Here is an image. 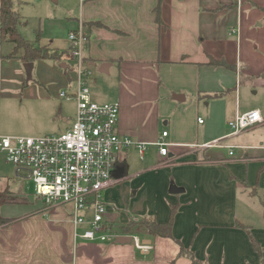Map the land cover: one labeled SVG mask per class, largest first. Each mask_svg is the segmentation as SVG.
<instances>
[{
    "label": "crops",
    "instance_id": "obj_1",
    "mask_svg": "<svg viewBox=\"0 0 264 264\" xmlns=\"http://www.w3.org/2000/svg\"><path fill=\"white\" fill-rule=\"evenodd\" d=\"M158 4V0H86L69 31L70 35L82 25L88 36L85 59L92 73L88 81L110 86V100H103L108 91H95L90 85L94 101L119 103L120 134L136 144H149L143 153L136 145L119 153L116 171L125 168L124 177L108 192L114 188L124 195L125 185L132 183L133 197L125 208L117 207L111 193L104 198L105 224L116 240L76 238L73 212L62 214L61 206L45 207L41 202L32 207L39 213L48 210L46 220L34 217L35 211L18 212L23 201H8L0 206V218L13 223L0 226V264H191L179 257L177 240L207 264L264 260V138L233 144L239 135L228 136L229 122L237 113L257 109L264 119V109L241 98L249 82L254 94L264 93V0H162L161 24ZM14 8L19 11L15 3ZM23 20L22 16L19 31ZM51 40L41 47L60 55V61H36L29 81L19 59L23 50L9 58L15 45L1 39L14 46L0 55V102L4 97L38 102L44 118L57 124L43 133L67 128L71 121L66 101H73L77 112L74 100L59 97L60 91H73L71 44L61 49L53 47L55 40L68 39ZM164 132L170 144L165 157L153 145ZM214 141L222 142L201 147ZM225 146L249 149L230 156ZM15 173L24 178L17 169ZM173 185L182 191L171 194ZM10 194L9 188L0 190L4 199ZM173 208L174 239L124 232L130 222L144 218L167 223ZM120 237H130L131 242L117 243ZM134 237L152 250H138ZM254 242L262 249L261 256Z\"/></svg>",
    "mask_w": 264,
    "mask_h": 264
},
{
    "label": "built area",
    "instance_id": "obj_2",
    "mask_svg": "<svg viewBox=\"0 0 264 264\" xmlns=\"http://www.w3.org/2000/svg\"><path fill=\"white\" fill-rule=\"evenodd\" d=\"M85 2L86 0H81ZM70 55L75 73L72 93L62 92L67 100L77 105L73 127L61 134L40 137L0 135V160L14 165L19 173L26 172L27 179L35 185L36 195L46 206L71 205L75 237L95 242L116 240V235L105 224L108 204L104 191L118 183L114 177L119 153L133 145L143 153L149 144L134 143L131 138L120 134L119 103L100 104L94 101L88 79L91 71L85 59L89 39L80 25L69 35ZM260 110L237 113L229 122V137L240 135L262 125ZM203 123V120H200ZM163 137L153 145L159 148L161 156L168 155L170 146ZM222 141L201 145L202 148L220 146ZM230 156L244 146H225ZM91 214V217H88ZM87 225L82 232L77 229ZM136 248L149 252L152 246L133 238Z\"/></svg>",
    "mask_w": 264,
    "mask_h": 264
},
{
    "label": "rangeland",
    "instance_id": "obj_3",
    "mask_svg": "<svg viewBox=\"0 0 264 264\" xmlns=\"http://www.w3.org/2000/svg\"><path fill=\"white\" fill-rule=\"evenodd\" d=\"M14 3L24 18L20 25V32L26 40L41 47L51 44V39L57 36H62L68 40H62V42L55 40L53 47L59 46L63 49L67 44H70L69 31L73 27L75 20L78 19V16L75 15H77L78 10H80V7L82 6V2L80 0H58V3H54V0H14ZM13 46L14 45L11 42L5 43L1 41L0 38V55L7 54L8 50L13 49ZM34 79L36 84H41L37 81L36 77ZM88 83L89 87L91 85V88L95 91L101 89L107 92L110 88V86L102 83L100 80L95 82L91 79ZM245 86V89H242L241 91L242 100L247 99L251 103V107H255V105L258 104L260 108L264 109V93L260 92L258 94H254L256 89L253 87V83L251 82L247 83ZM64 91L68 93L71 92L69 89ZM62 92L60 91L59 94L60 99L66 100L61 96ZM111 94V91H108L102 96V99H109ZM104 102L105 101H100L99 103L104 104ZM37 103L38 102L35 101L29 102L18 97L17 99H9L7 97L2 98L0 102V135L40 137L45 135L61 134L73 127L76 119V108L73 101H66L65 103V110H67L66 115L70 117L71 121L68 123L67 128L50 133H43L42 131L57 128V124L53 123L48 116H45L44 118V112L39 110ZM62 122L59 123V125L62 126L64 122L67 121L65 120ZM229 130L231 132V128ZM262 138H264V126L244 132L238 137H234L232 143L242 144L246 143L248 140H256L259 142ZM134 158L137 160L140 159L138 155ZM15 172L16 167L14 165L8 164L4 159L0 160V190H6L9 188L11 193V196H8L3 204H6L8 201H10V204L13 203V201H23V204L20 209H18V212L23 213L22 211H24V213H29L31 211H35L32 207H36V205L41 204V202L44 204L43 199L36 195L35 185L27 179L26 172H22V176L24 178H16ZM132 187V183H127L124 187V195L123 191L118 192L114 188H111V191L109 192L107 189L104 191L103 195L105 199L108 198L110 193L115 195L117 207L125 205V208L130 206L129 204L131 200L129 199V196H132ZM128 192H130V194H128ZM15 193L17 195L23 194L26 197L23 200H19V196ZM29 196L31 197L28 199ZM122 199L123 202L120 203L119 201H122ZM45 207L47 206L45 205ZM59 209L62 214L71 215V205L61 206ZM48 212L49 211L47 210L40 213L35 211L33 213L36 214L34 217L41 216V218L48 220V216L44 215V213Z\"/></svg>",
    "mask_w": 264,
    "mask_h": 264
},
{
    "label": "trees",
    "instance_id": "obj_4",
    "mask_svg": "<svg viewBox=\"0 0 264 264\" xmlns=\"http://www.w3.org/2000/svg\"><path fill=\"white\" fill-rule=\"evenodd\" d=\"M158 7L156 8L157 12V22L161 24V3L162 0H158ZM0 38L8 39L12 43H14L15 48L13 53L9 58L18 57L20 50H23V55L19 58L23 63H35L39 60L44 61H60L61 56L57 53H51L46 47H40L34 45L31 41L26 40L19 31V23L21 21V13L14 8V0H0ZM87 61V60H86ZM87 63H89L87 61ZM27 83H25L26 85ZM5 202L4 196H0V206ZM176 214V209L173 208L170 220L167 223H157L154 220L144 218L140 220L138 223L130 222L126 227H123L124 232L127 234H141L146 233L148 235L154 237H162V238H173V224L174 218ZM13 223V220H4L0 218V226L2 225H10ZM240 228H244L239 225ZM181 250L179 253V257H186L191 261V264H207L199 260L193 252L186 249L182 242L178 241ZM255 251L261 256L262 249L258 246L257 243L254 242ZM261 264H264V260L261 261Z\"/></svg>",
    "mask_w": 264,
    "mask_h": 264
},
{
    "label": "water",
    "instance_id": "obj_5",
    "mask_svg": "<svg viewBox=\"0 0 264 264\" xmlns=\"http://www.w3.org/2000/svg\"><path fill=\"white\" fill-rule=\"evenodd\" d=\"M33 68H34V63H28L25 64V71L27 74V79L30 81L32 79V75H33ZM124 173H125V168H118V170L116 171V173L114 174V177L116 179H120L124 177ZM182 190L178 189L176 186H172L170 188V193L171 194H178L180 193ZM131 242V238L130 237H120L117 240V243H130Z\"/></svg>",
    "mask_w": 264,
    "mask_h": 264
}]
</instances>
